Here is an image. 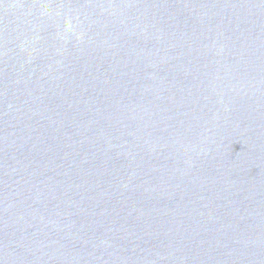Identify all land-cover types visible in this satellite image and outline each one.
Returning a JSON list of instances; mask_svg holds the SVG:
<instances>
[{
	"label": "water",
	"instance_id": "obj_1",
	"mask_svg": "<svg viewBox=\"0 0 264 264\" xmlns=\"http://www.w3.org/2000/svg\"><path fill=\"white\" fill-rule=\"evenodd\" d=\"M0 264H264V0H0Z\"/></svg>",
	"mask_w": 264,
	"mask_h": 264
}]
</instances>
